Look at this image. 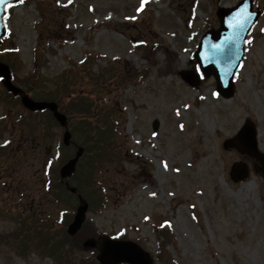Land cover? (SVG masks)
Segmentation results:
<instances>
[{"label":"rangeland","instance_id":"obj_1","mask_svg":"<svg viewBox=\"0 0 264 264\" xmlns=\"http://www.w3.org/2000/svg\"><path fill=\"white\" fill-rule=\"evenodd\" d=\"M237 1L29 0L10 9V36L0 59L14 67L18 79L36 67L40 78L52 80L80 68L86 53H92L96 64L143 76L127 80L111 94L124 110L122 131L130 157L110 180L127 191L124 196L112 192L106 207L86 214L85 221L100 234L95 239L136 242L160 264L154 227L164 221L172 232L166 251L176 264H264V160L241 151L236 142L227 143L249 121L264 155V0H253L261 17L248 36L230 98L216 92L213 75L201 77L193 87L179 74L198 69L193 55L199 37L218 26V8ZM43 25L49 28L44 31ZM44 32L64 36L47 40ZM10 50L14 55L8 59ZM35 53L43 56L37 59ZM1 91L0 116L7 100ZM9 121H0V127L9 130ZM8 130L0 128L1 141L12 139ZM53 133L61 141L62 131ZM46 148L51 150L49 143L15 156L7 150L0 158L1 181L17 171L15 176L26 180L25 202L40 198L34 178ZM134 154L149 166L133 163ZM234 162L247 164L242 182L229 178ZM6 194L0 188V236L14 228L4 214ZM90 256L85 250L75 259L92 264ZM24 257L0 241V264H54L36 253Z\"/></svg>","mask_w":264,"mask_h":264},{"label":"trees","instance_id":"obj_2","mask_svg":"<svg viewBox=\"0 0 264 264\" xmlns=\"http://www.w3.org/2000/svg\"><path fill=\"white\" fill-rule=\"evenodd\" d=\"M41 21H44V18ZM48 28L43 25L44 31ZM59 33L61 36L50 37L44 32L47 40L54 37L57 41L62 40L64 36V33ZM144 47L146 48L147 44ZM45 52L51 51L47 48ZM35 54L36 58L43 56V53ZM13 55V52H9L8 59ZM84 56L80 68L72 67L52 80L40 78L36 67L30 74L18 79L14 67H11L13 81L22 86L25 92L36 100L57 103L59 111L67 117L74 143L84 148L76 172L69 178L71 186L77 189V193L73 194L65 188L58 176L60 164L71 157L74 151L73 145L65 147L60 140H56L57 134L53 132H56V129L62 131L59 123L51 112H28L21 108L18 98L7 96L6 102L13 103L4 106L5 116L1 117L0 121L10 119L9 131L13 133V137L0 146V158L6 155L7 150L15 156L22 155L26 152L25 149L35 152L46 143L51 146V150H43L42 169L34 178L39 186L40 198L37 201H23L27 195V182L19 175V178L15 176L20 171L6 174L9 181H1L0 177V188L8 193L4 201L7 204L5 218L14 224L13 229L0 236V241L10 246L13 253L22 258L28 253H36L50 258L54 264H87L86 261L75 259L85 251L81 248V242L100 234L87 221L74 238L66 233L78 205L77 195L82 196L88 203V210L92 212L94 209L102 210L106 207L110 203L112 192L124 196L127 191L126 186L121 188L110 180V175L130 157L122 131L125 123L124 110L119 108L111 94L127 80L138 76L128 73L124 68L116 70L96 64L92 53H86ZM152 60L153 55H150L151 63ZM166 63L173 65L170 57ZM18 110L20 112H17ZM11 111L14 112L10 114ZM2 126L3 129L7 128L6 125ZM13 142L16 143L15 146ZM134 162L141 167L149 166L138 154L133 155ZM45 206L51 208L47 209ZM154 229L158 240L157 261L160 264H176L166 251L168 242H172L171 229L164 221L156 224ZM89 252L91 263L98 264L95 251Z\"/></svg>","mask_w":264,"mask_h":264},{"label":"water","instance_id":"obj_3","mask_svg":"<svg viewBox=\"0 0 264 264\" xmlns=\"http://www.w3.org/2000/svg\"><path fill=\"white\" fill-rule=\"evenodd\" d=\"M19 0H4L0 4V44L1 38L6 35V26H4L5 7L8 3L15 4ZM216 17L219 19V25L216 30H207L201 37L197 45L194 59L198 62L200 73L204 77L213 75L215 77L216 91L225 98H230L234 93V78L239 72L245 55L246 37L253 29V26L260 18V10L253 9L252 0H240L235 7H221L216 11ZM200 73L185 70L179 72L183 81L191 86L199 85ZM0 77L3 85L8 92L19 96L20 102L24 108L33 111L48 110L53 114L54 119L63 129L62 143L68 147L72 141V134L68 129L67 118L58 111L56 102L35 101L11 81V71L0 62ZM236 142L235 145L241 151L246 150L250 156H260L258 147H256L255 127L249 121L243 124V128L236 134L235 139L227 143ZM225 145V143H224ZM83 147L75 145V152L59 169V178L65 184L66 189L76 193V188L69 185L66 181L76 171L77 163L83 156ZM229 177L232 182H242L248 176L247 164L244 162H234L229 170ZM264 176V173H263ZM79 205L76 213L67 227V233L72 238L81 229L84 222L88 204L78 196ZM82 248L87 250H96V259L99 264H154L150 254L132 241L120 239H111L102 237L99 240L86 239L82 242Z\"/></svg>","mask_w":264,"mask_h":264},{"label":"flooded vegetation","instance_id":"obj_4","mask_svg":"<svg viewBox=\"0 0 264 264\" xmlns=\"http://www.w3.org/2000/svg\"><path fill=\"white\" fill-rule=\"evenodd\" d=\"M29 0H23L22 1V3L23 4H25V3H27ZM33 1V0H32ZM35 4H38V2H36ZM3 88L2 87H0V91L2 90ZM2 92V91H1ZM0 96H2V95H0ZM2 113H3V111H2ZM27 169H29L28 167H26Z\"/></svg>","mask_w":264,"mask_h":264},{"label":"snow or ice","instance_id":"obj_5","mask_svg":"<svg viewBox=\"0 0 264 264\" xmlns=\"http://www.w3.org/2000/svg\"><path fill=\"white\" fill-rule=\"evenodd\" d=\"M145 2H146V0H145ZM2 3H4V0H0V4H2ZM167 165H165V167H166Z\"/></svg>","mask_w":264,"mask_h":264}]
</instances>
